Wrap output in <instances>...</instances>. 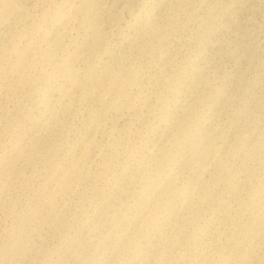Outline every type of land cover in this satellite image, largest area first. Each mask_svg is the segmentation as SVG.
I'll return each mask as SVG.
<instances>
[{
    "label": "rangeland",
    "instance_id": "obj_1",
    "mask_svg": "<svg viewBox=\"0 0 264 264\" xmlns=\"http://www.w3.org/2000/svg\"><path fill=\"white\" fill-rule=\"evenodd\" d=\"M0 264H264V0H0Z\"/></svg>",
    "mask_w": 264,
    "mask_h": 264
},
{
    "label": "bare ground",
    "instance_id": "obj_2",
    "mask_svg": "<svg viewBox=\"0 0 264 264\" xmlns=\"http://www.w3.org/2000/svg\"><path fill=\"white\" fill-rule=\"evenodd\" d=\"M171 118H173V117H171ZM198 142V141H197ZM196 144H198V143H196ZM199 144H201V141H200V143ZM203 144V143H202ZM198 146V145H197ZM201 146V145H200ZM198 148H200L199 146H198ZM198 148H196V149H198ZM200 151V150H199ZM198 151V152H199ZM195 154V153H194ZM200 154L203 156V154L200 152ZM199 154H197V158H196V155H193V156H190V157H192L191 159L190 158H188L189 160H187L186 162H187V164L186 165H188V166H192L193 165V163H197L196 161H195V159H198V157L200 156H198ZM200 158V157H199ZM198 160H200V159H198ZM203 160H204V156H203ZM200 162V161H199ZM201 162L203 163V161H202V159H201ZM200 162V163H201ZM185 164V163H184ZM190 164H192V165H190ZM186 165H183V169L182 170H185L184 168H185V166ZM196 165V164H195ZM197 166H198V164H197ZM201 166V165H200ZM200 166H198V167H200ZM194 167V166H193ZM193 167H191V169L193 168ZM186 168H188L187 166H186ZM194 168H196V167H194Z\"/></svg>",
    "mask_w": 264,
    "mask_h": 264
}]
</instances>
